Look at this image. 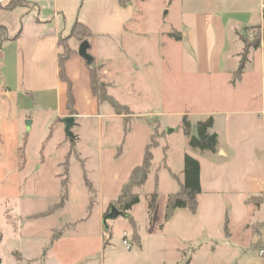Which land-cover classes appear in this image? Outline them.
Here are the masks:
<instances>
[{"label": "crops", "instance_id": "crops-1", "mask_svg": "<svg viewBox=\"0 0 264 264\" xmlns=\"http://www.w3.org/2000/svg\"><path fill=\"white\" fill-rule=\"evenodd\" d=\"M27 1L29 5L7 10V0H0V102L5 100L18 111L56 113L58 119L73 116L75 122L98 114L103 103L91 94L87 64L77 54L80 43L70 38L71 29L76 21L87 27L92 34L88 53L95 66H106L119 59L120 41L126 31L131 33L133 6L130 2L122 6L120 0ZM263 4L264 0H181L185 36L180 42L173 40L181 51L180 72L191 91L202 93L210 107L183 116L191 126L211 118L208 133L216 135L217 146L214 153L200 152L185 141L184 154L199 163L197 209L195 213L176 209L153 237L158 264H264V256H258L264 252V229L262 243L256 244L246 225L250 218L264 223V204L259 208L246 204L250 197L264 195L263 44L250 50L241 78L230 83L243 50L237 34L257 26L264 30ZM60 40H68L74 52L64 64L73 115L66 107L68 86L58 75ZM132 66L138 69L137 64ZM165 89L157 92L167 93L172 87ZM123 155L121 147L115 157ZM182 171L183 167L178 175L165 165L150 170L143 186L152 182L154 190L156 181L155 207L163 209L168 195L179 191ZM104 212L102 208L101 218ZM226 218L229 236L224 231ZM234 232L246 237H233ZM137 236L141 250L143 238Z\"/></svg>", "mask_w": 264, "mask_h": 264}, {"label": "rangeland", "instance_id": "rangeland-1", "mask_svg": "<svg viewBox=\"0 0 264 264\" xmlns=\"http://www.w3.org/2000/svg\"><path fill=\"white\" fill-rule=\"evenodd\" d=\"M21 3L29 5L27 0ZM130 3L135 12L131 33L126 31L120 41L119 59L99 67L98 76L107 93L133 113L123 119L103 103L98 114L76 120L69 138L56 113L18 111L5 100L0 102V264H158L153 237L162 226L164 208L157 205L149 212L152 182L134 189L138 203L128 211L143 238L141 250L130 242L133 227L128 218L108 220L104 229L99 212L105 208V214L117 199L150 141L158 146L151 149L150 170L165 165L179 175L187 140L182 116L210 107L202 93L188 87L179 68L181 51L167 36L172 29L185 36L181 0ZM256 21L257 16L250 19L251 24ZM257 33L262 30L246 28L237 36L251 40ZM168 85L169 92H157ZM123 120L129 123L125 139ZM119 147L124 155L117 159ZM66 162L68 199L61 209L40 216L62 195ZM82 164L93 195L83 183ZM260 224L248 219V232L252 235L251 227ZM123 233L130 249L122 244ZM217 251H222L219 246Z\"/></svg>", "mask_w": 264, "mask_h": 264}, {"label": "trees", "instance_id": "trees-1", "mask_svg": "<svg viewBox=\"0 0 264 264\" xmlns=\"http://www.w3.org/2000/svg\"><path fill=\"white\" fill-rule=\"evenodd\" d=\"M124 2L120 0V5L125 6L128 2ZM139 2H143L144 0H136ZM24 3H21V0H8L5 5L4 9L10 10L15 7L23 6ZM253 29H258L259 27H252ZM167 36L176 42H180L182 40V35L176 31H170L167 33ZM92 37V34L87 29V27L82 24L81 22L76 21L71 29L70 38H74L76 41L81 43L82 41H88ZM243 43V50L240 54L238 67L232 74V78L230 83L235 84L242 76L245 64L247 62V55L250 50H256L263 44L264 48V30H262L261 35L259 33L255 34L251 40H242ZM60 53L57 57L58 63V75L59 79L62 82H65L68 86L67 90V101L66 107L69 111L70 115H73V99L70 93V84L67 81L64 73V64L70 58V56L74 53L69 45L68 40H60L59 41ZM88 73H89V80H90V91L92 96L96 99V101L100 104L107 103L113 109L116 116H121L123 119L126 116L130 115V111L128 107L119 104L111 95L107 93L106 85L103 84L98 76V69L99 67L94 65V61L92 64L87 65ZM124 121V128H123V137H125L129 132V123L127 124ZM198 137L199 139H194L191 136V124L187 120L186 116H183L181 119V127L183 135L188 139V146L192 149L199 150L200 152H216L217 146V137L215 134H209L208 130L212 126V119L208 118L205 122H198ZM74 140V137H72ZM157 147L156 143L150 141L145 147V151L142 157L141 163L134 167L127 179V181L122 185L121 191L119 196L115 201L112 202L111 205L117 207L118 211L123 213V216L129 219L133 227V234L132 239L133 243L137 246L139 245V238L137 236V227L133 219L128 215V211L138 203V196L133 193L134 189L141 188L144 183L146 182L147 176L150 173L151 161H152V153L151 149ZM121 147L117 151V155H119ZM68 163H65L64 173H63V180H61V188H62V195L58 203H56L52 209L48 210L46 213L41 214L40 216H48L53 211L57 209H61L65 202L68 199ZM83 170V183L86 189L93 195L94 190L91 184L88 182L85 172L84 166L81 165ZM183 181L180 185L179 191L174 194L168 195L165 207H164V216H163V223L162 225L171 217L172 213L176 209H188L191 213H195L197 209V201L196 197L200 193V183H199V163L194 158L190 157L187 154H184L183 157V171H182ZM156 181L154 185V190L150 194L148 208L149 212H152L155 208L156 198H157V191H156ZM92 200L89 202L88 210H91ZM246 204H251L252 206L259 208L262 204H264V195L261 196H253L246 200ZM109 212V209L104 214L106 215ZM263 229L264 223H261L259 226L253 225L251 227V232L253 236H256V244L262 243L263 237ZM224 231L226 236H229L227 230V218L224 225ZM56 240V238H52V241ZM51 241V243H52Z\"/></svg>", "mask_w": 264, "mask_h": 264}, {"label": "water", "instance_id": "water-1", "mask_svg": "<svg viewBox=\"0 0 264 264\" xmlns=\"http://www.w3.org/2000/svg\"><path fill=\"white\" fill-rule=\"evenodd\" d=\"M88 50H89V43L88 41H82L79 46H78V49H77V54L80 58H82L85 63L87 65H90L92 64L93 62V58L89 55L88 53ZM74 122H75V118L73 116H68V117H65L62 119V123L64 124V131L67 135V137L71 138V133H70V129L71 127L74 125ZM26 126L27 128H29L30 126V121H27L26 122ZM172 133L171 130H167V134H170ZM191 136L194 138V139H199L198 137V127L197 125H194L192 126L191 128ZM123 213L118 211L114 206H110L109 207V212L103 216L102 218V226L104 229L107 228L106 226V222L108 220H111V219H115L117 218L118 216H122Z\"/></svg>", "mask_w": 264, "mask_h": 264}, {"label": "built area", "instance_id": "built-area-1", "mask_svg": "<svg viewBox=\"0 0 264 264\" xmlns=\"http://www.w3.org/2000/svg\"><path fill=\"white\" fill-rule=\"evenodd\" d=\"M260 15L261 17L264 19V4L261 6L260 9ZM263 85H264V78H263ZM126 235L125 233H123V240H122V244L126 249H130V243H128V241L125 239ZM259 257H263L264 256V252L263 251H259L258 253Z\"/></svg>", "mask_w": 264, "mask_h": 264}]
</instances>
